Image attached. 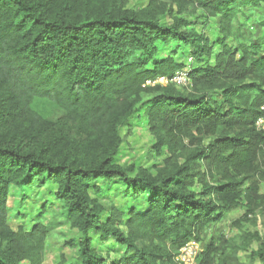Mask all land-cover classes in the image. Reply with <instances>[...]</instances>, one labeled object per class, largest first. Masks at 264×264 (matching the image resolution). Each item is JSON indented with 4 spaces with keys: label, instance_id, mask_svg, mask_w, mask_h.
<instances>
[{
    "label": "trees",
    "instance_id": "1",
    "mask_svg": "<svg viewBox=\"0 0 264 264\" xmlns=\"http://www.w3.org/2000/svg\"><path fill=\"white\" fill-rule=\"evenodd\" d=\"M261 4L0 0V264H43L46 225L8 224L11 189L33 186L53 188L79 235L67 243L79 264H176L190 240L201 246L199 264H264L259 234L240 227L264 204V132L255 128L264 106V21L261 37L238 23L242 9ZM189 9L204 23L185 19ZM211 21L213 41L205 33ZM163 48L169 53L160 57ZM182 49L199 66L172 58ZM179 72L187 92L153 84ZM142 110L154 149L168 152L156 175L116 162L120 129ZM114 182L129 201L146 198L142 209L128 201L125 211L105 208L98 195ZM236 208L240 232L229 239L216 228ZM92 236L120 251L109 246L102 256Z\"/></svg>",
    "mask_w": 264,
    "mask_h": 264
},
{
    "label": "rangeland",
    "instance_id": "2",
    "mask_svg": "<svg viewBox=\"0 0 264 264\" xmlns=\"http://www.w3.org/2000/svg\"><path fill=\"white\" fill-rule=\"evenodd\" d=\"M150 0H127L129 8L140 9L149 2ZM185 19L197 23H204L203 16L201 12L196 14H191L190 9L188 13L185 14ZM264 21V4L258 7H247L242 9L239 13L238 23L250 33L252 37H261L262 29L260 23ZM170 23V19L167 17L164 20V25ZM205 33L210 40L217 38L218 32L215 26V21H211ZM181 46L178 47V49ZM218 50L215 47V51ZM169 48H163L158 53L160 57L168 55ZM182 53L181 57H178ZM178 55L172 56L175 61L184 64L185 66L198 64L192 63L188 56L187 49H182ZM167 84L170 83L179 91H186L188 89V80L185 73H177L171 80H166L162 78H157L153 84ZM143 111L135 113L133 117L128 121V123L120 129V136L122 137L124 144L119 150V154L116 158V162L122 166L126 167L128 165H136L138 167H144L151 171L153 175L158 174V172L163 171V160L168 157V152L166 148H162L160 152L154 149V138L150 135L148 128L146 126V121L143 117ZM258 182H260V193L264 195V183L262 178L257 177ZM100 187L104 190L105 185L101 184ZM110 189L107 192L98 195L101 203L105 208L110 205L116 206L118 209L125 211L127 201L131 206L142 209L145 199L144 197L138 200L129 201L125 198L121 192L123 186L118 182L111 184ZM8 224L15 230L18 225H25L26 229L36 221L46 225L49 229L48 237L46 238L44 245L43 254V264H79V258L77 256L76 250L71 249L67 246V243L72 239H79V235L75 230H71L63 219V209L62 204L55 200L53 195V188H36L35 186L26 189L22 192L11 189L10 196L8 199ZM243 215V210L241 208L233 209L229 212L224 219L217 225V233L224 234L227 238H234L240 231L232 226V222L239 219ZM241 231L244 233H257L264 243V204L259 206L258 210L255 212V217L251 219V222H243L241 225ZM209 236V235H207ZM94 240L95 250L99 254L105 256L107 247L111 246L114 250L118 248L113 245V242H102L97 241L96 236H92ZM206 237L203 238L202 242L205 243ZM257 243H253L251 249H256ZM118 252H112L114 257L118 256ZM111 255V254H110ZM239 259L241 262L245 261V255L240 254ZM61 261H63L61 263ZM259 264V263H256Z\"/></svg>",
    "mask_w": 264,
    "mask_h": 264
},
{
    "label": "built area",
    "instance_id": "3",
    "mask_svg": "<svg viewBox=\"0 0 264 264\" xmlns=\"http://www.w3.org/2000/svg\"><path fill=\"white\" fill-rule=\"evenodd\" d=\"M262 114L255 121L257 131L264 132V106L261 107ZM201 246L198 242L190 240L178 251L175 262L176 264H199L198 255L201 252Z\"/></svg>",
    "mask_w": 264,
    "mask_h": 264
},
{
    "label": "crops",
    "instance_id": "4",
    "mask_svg": "<svg viewBox=\"0 0 264 264\" xmlns=\"http://www.w3.org/2000/svg\"><path fill=\"white\" fill-rule=\"evenodd\" d=\"M226 238H227V237H226ZM239 256H240V255H239ZM256 263H258V262H256ZM256 263H255V264H256ZM259 264H260V263H259Z\"/></svg>",
    "mask_w": 264,
    "mask_h": 264
}]
</instances>
